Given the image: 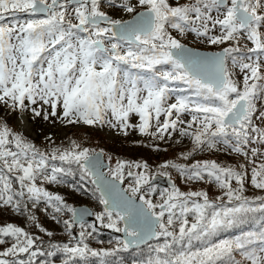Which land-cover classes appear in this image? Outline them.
Wrapping results in <instances>:
<instances>
[{
	"label": "snow or ice",
	"instance_id": "1",
	"mask_svg": "<svg viewBox=\"0 0 264 264\" xmlns=\"http://www.w3.org/2000/svg\"><path fill=\"white\" fill-rule=\"evenodd\" d=\"M103 6V0H0V17L16 13L39 17L0 25V104L23 111L40 103L50 107L52 116L62 108L58 117L62 122L107 125L125 135L129 114L135 113L140 123L133 127L159 139L184 125L179 135L190 138L193 152L215 150L243 156L253 166L252 186L264 190V163L256 164L257 158L264 157V111L258 112L256 104L264 99V0H187L182 4L177 0L175 6L168 0H112L109 6L130 19H113L101 10ZM168 28L181 36L194 34L209 45L228 46L203 54L187 48ZM241 40H246V51ZM229 62L239 68L242 81L233 78ZM162 65L170 70L161 71L157 66ZM129 67L150 75H133ZM171 85H186V89ZM185 90L191 95L168 103L172 92ZM31 111L35 116L42 114L35 107ZM185 113L190 120L182 119ZM48 115L45 112L44 118ZM102 155L75 141L63 150L41 152L6 124L0 125V207L28 214L35 222L28 206L38 209L43 204L45 212L52 210L53 218L65 210L72 214L71 221H63L67 230L77 222L83 228L84 218L91 213L71 208L60 195L37 185L38 179L40 183L61 182L68 169L51 166L48 170L49 160H59L78 165L81 179L91 178L97 185L105 211L96 214V219H106L105 227L124 233L126 239L118 241L123 250L165 238L148 264H237L234 251H241L247 264H264V226L235 240L208 241L219 229L234 226L250 213L264 214V196L249 199L243 195L246 164L239 165L241 171L215 161L165 162L161 169H175L188 181L214 180L222 191L216 200H227L218 204L203 191L184 193L172 185L161 202L154 203L142 194L150 179L141 171L147 170L146 163L118 160L104 173ZM191 155L182 153L181 158ZM125 168L127 176L134 178L128 188L121 187ZM133 168L138 171L134 173ZM189 213L194 214L191 225ZM5 238L12 243L0 250V264H25L9 259L24 253L32 264L39 237L8 224L0 227V245L8 244ZM84 238L82 231L76 246L52 247L69 257H108L121 250H92ZM193 241H202L203 247L191 251ZM176 245L185 250L176 251ZM252 245H259L258 252L251 250Z\"/></svg>",
	"mask_w": 264,
	"mask_h": 264
},
{
	"label": "trees",
	"instance_id": "2",
	"mask_svg": "<svg viewBox=\"0 0 264 264\" xmlns=\"http://www.w3.org/2000/svg\"><path fill=\"white\" fill-rule=\"evenodd\" d=\"M109 1L110 0H108L107 2ZM30 18L34 19L39 17L30 16L24 13H16L10 16L8 15V17L3 18L2 23L5 22V24L6 23L15 24L18 21H24ZM80 35L83 34L81 33ZM157 67L161 71L170 70V66L168 65H162ZM129 72L132 73V71ZM140 72L144 74H148L143 70H141ZM171 87H180L186 89V85H171ZM173 93L175 94L174 95L175 97L181 95H191V92L187 90L183 92L174 91ZM0 125H3L1 121H0ZM7 126L12 132L19 134L22 138H24L31 144L35 145V147L39 149L41 152L50 153L53 148H59L63 150L65 148H69L71 146V143L75 141L77 144L80 145L81 148L90 149V147H92L95 150L97 149L104 150L105 148H107V150H111L113 154H115V151L108 148L107 146L108 144L103 146L102 144L104 142L102 141L99 142L96 139V137H94V135H92L88 131H73L64 141L63 140L61 141L60 139H58V137L52 135L50 136L51 137L50 141L37 143L35 141H31L23 137L14 127L9 125ZM111 148L113 147L111 146ZM161 149L165 151V154H163L162 158L157 159L158 156H152V158H148L147 160L130 158L128 161L147 163L149 167V171L151 173H155L157 170L167 171L168 174L171 177H173L175 187L179 189V191L184 193L190 191H195V192L203 191L208 194V197L211 201L218 204L226 202L227 198L224 197L223 201L216 200L217 196H222V191L217 187L214 180L212 182H208L206 178L205 180L188 181L175 169H161L159 166L165 162H173L181 165H191L196 163L197 161H215L217 164L221 166H225V167L230 166L233 168H237L238 170H241L239 169L240 164L247 165V160L243 156H237L235 154H229L227 152H218L215 150L193 152L192 143L191 145H188L187 148L178 145L167 148H159L157 150H161ZM188 152H192V155L189 156L187 160L182 159L181 154ZM118 157L120 158V156ZM261 163H264V157L257 158L256 164L259 165ZM48 166H49L48 167L49 171L51 169V166L63 167L68 169V174L64 175L62 177L61 182L56 184L59 186L72 188V191H74L75 194L90 196L95 201L94 204L97 207L95 210L98 211L100 214L104 213L101 209V203L99 199L100 196L96 188L93 186L90 178L85 177L84 179H81L82 173L78 165L76 164L68 165L60 162L59 160L56 161L49 160ZM247 167H248V171L245 177L243 195L248 197L249 199H254L257 196H264V190L257 189L253 187L251 184V168L253 166L247 165ZM232 184L233 187H238L235 181H232ZM37 185L45 188L47 191H51L50 188L52 184H47L46 182L40 183V180L38 179ZM80 185H83V188H81ZM13 187L18 188V184L14 183ZM149 188L154 189V191H148ZM168 191H171V189H161V188L149 187L145 185L142 194H144L146 198L152 200L154 203H158L161 202L162 194H166ZM52 194L54 193L52 192ZM61 197L68 206L73 208L74 204L71 197L63 196V195ZM199 202L203 203L202 200H199ZM43 206L44 205L41 204L39 205L38 209H32L31 204H29L28 207L31 213L34 214L36 217L35 222L28 219V214L21 215L20 213L13 211L11 208L0 207V227L11 224L13 226L21 227L22 229H24L34 237L40 238L37 241V249H38L37 255L31 257L32 264H148L149 259L153 258L156 255L154 249L157 246L162 245L164 243L165 238L160 237L159 239L155 238L151 242L143 246H140L138 248H135L133 250H123L122 245L118 243V241H121L119 237L111 235L108 231H105L107 230L108 227H105L102 224L98 225V227H95L94 224L90 222V223H84L83 228H81L80 225V228L85 233L84 242L88 245L90 249L100 251V250H112L116 248H121V250L117 251L114 255L108 257H93L90 254L84 257H79V256L69 257L67 254L63 253L62 251H58L55 248H53L52 245L63 246L65 244H68L69 246H76V244L80 240V237L77 240V238L73 235L72 229L70 231L67 230L66 226L63 223L64 220L71 221V213L65 210L62 214H55L56 217L55 219L57 220L58 229L51 230L47 227V225L44 222V218L47 216L48 213L44 211ZM49 210H50V215L53 216L52 210L51 209ZM210 211L211 210H209V212ZM187 219L189 225H191V223L194 222V214L189 213ZM103 222L107 223V220L105 219ZM37 224L39 225V227L36 226ZM262 226H264V214L260 212L250 213L247 216H245L241 222L235 224L234 226L219 229L215 233V235L208 238V241L215 243L221 240H235L238 237H242L246 233L258 232ZM40 228H43L45 231H41ZM48 232L51 233L50 236L46 234ZM5 239L8 240V244L0 245V250H3V248L10 246V244L12 243L11 238H5ZM202 247H203L202 241H193L191 246V251H195L197 248H202ZM250 248L251 250L258 252L259 245H252L250 246ZM175 250L183 251L185 249L181 245H176ZM49 253L52 254L49 255ZM233 256L237 261V264H247V262L244 261L243 253L241 251H234ZM29 258H30L29 254L24 253V254H20L15 258H9V259H15L16 261L23 260L25 264H28Z\"/></svg>",
	"mask_w": 264,
	"mask_h": 264
},
{
	"label": "rangeland",
	"instance_id": "3",
	"mask_svg": "<svg viewBox=\"0 0 264 264\" xmlns=\"http://www.w3.org/2000/svg\"><path fill=\"white\" fill-rule=\"evenodd\" d=\"M108 0H103L104 6L102 7V11H105L108 13L109 16H111L113 19H130V15L121 12V11H115L112 7L109 5L112 3V0L107 2ZM187 0H179V3H185ZM168 3L172 6H175L177 3V0H168ZM25 14V13H24ZM10 16V14H5L4 16L0 17V25L4 26H10L12 24H8L5 22L2 23V19L5 17ZM8 22V21H6ZM75 22V21H73ZM168 32L174 37L180 40L182 44H184L187 47L204 50V51H211V52H217L221 51L224 47L228 45H209L207 43H203L200 40H198L194 34L187 33L183 36H181L176 30L168 28ZM81 36H86V33H82ZM246 43V40H241V47L244 51H246V48H244V44ZM248 47H251V43L247 42ZM44 57H47V53H44ZM41 63H43V59L41 60ZM46 66V65H45ZM123 67V66H122ZM229 69L233 73V78L237 81H242L243 74L240 73L239 68H232L231 64L229 62ZM128 71H132L133 75L138 76H148V74H144L140 72L139 69H131L130 67L127 68ZM142 87V84L140 85ZM175 94L172 92L170 99L168 100V103L175 102L176 97ZM257 109L259 111H264V99H258L257 102ZM32 107H35L37 110L41 111L40 116H35L34 113L31 111ZM49 113L48 119L44 118V113ZM51 109L48 105H41L40 103H37L36 105H30L27 109L23 111H14L4 104H0V121L3 124L9 125L14 127L23 137H25L28 140L35 141L37 143H43L50 141L52 135L55 137H58L61 141L66 140V138L73 132V131H88L99 142H104L102 145L105 146L108 144V148L115 151V154L111 150H107L105 148L104 150H95L92 147H90V150L96 153H102L103 161L107 165V167L104 169L105 173L108 172L109 166L115 167L116 161H128L130 158H136V159H145L152 158V156H158L157 159L162 158L163 154H165V151L163 149L157 150L159 148H167V147H173V146H183L186 147L188 145H191V140L188 137H181L179 135V128L184 127V125H178V128L175 132H172L171 136L169 137L167 134H165V137L163 139H159L155 136L147 135V134H140L138 131V128H135L133 126L139 125L140 118L135 113H130L128 117V124L129 126L126 128L127 134L125 135L124 132L109 127L107 125H100L96 124L94 126L85 125L83 123L79 124H67L66 122H62L61 119L58 117L62 115V108L57 109V116H52L50 114ZM6 113H12L13 118L7 119ZM16 119H20L23 121V130H21L20 126L17 124ZM182 119L184 120H190L191 117L188 116L186 113L183 115ZM161 120H163V116L161 117ZM153 125L155 124V121H152ZM257 125L260 124V122L256 121ZM151 131H154V127L150 129ZM171 131V130H169ZM113 144V145H112ZM111 146L113 148H111ZM156 147V149H155ZM117 148V150H116ZM89 149V148H88ZM169 150V149H166ZM120 156V158L118 157ZM130 163H139V162H130ZM141 164H144L142 162ZM147 164V163H146ZM148 165V164H147ZM128 169L125 168V180L122 184V188H128L131 183H133V177L127 176ZM132 171L135 173L138 171L137 169L133 168ZM141 171H146L149 175L150 179L155 175H159L160 172H163L162 170H157L155 173H151L149 171V167L147 170L141 169ZM164 176V175H162ZM166 177H170L173 181V177H171L169 174ZM130 178V179H129ZM91 179V178H90ZM49 184V183H47ZM94 186V185H93ZM148 186V185H147ZM51 191H48L50 193H54L55 195H63L68 196L72 198L73 201V208L77 206H86L90 208L93 211L94 217L96 219V214H100L95 209L97 208L94 204V199L91 198L88 195H81V194H75L74 191H72V188L59 186L56 183H52L51 185ZM97 190V189H96ZM130 195V193H129ZM139 195V194H138ZM44 207V206H43ZM102 209V208H101ZM103 211V210H102ZM46 213L47 216L44 218V222L47 225V227L51 230H57V220L53 218V216L50 215V210H48ZM97 226L98 225H105V222H101L100 220H97ZM108 231H114L111 228H107ZM72 232H76L77 236L80 237V233L82 232V229L79 226H73Z\"/></svg>",
	"mask_w": 264,
	"mask_h": 264
},
{
	"label": "water",
	"instance_id": "4",
	"mask_svg": "<svg viewBox=\"0 0 264 264\" xmlns=\"http://www.w3.org/2000/svg\"><path fill=\"white\" fill-rule=\"evenodd\" d=\"M187 47V46H186ZM189 49H192V50H195V51H198L200 53H203V54H214L216 52H211V51H204V50H199V49H194V48H190V47H187ZM220 51V50H219ZM217 51V52H219ZM100 153V152H99ZM101 159V162L102 164L104 165V167L102 168V171L105 173L104 169L107 167V165L104 163L103 161V157L101 156L100 157ZM154 177V178H153ZM151 178V180L149 181V183L147 184L149 187H156V188H161V189H171L172 185H175L174 184V181L170 178V177H166V176H161V175H155ZM93 184V183H92ZM94 187L97 189V185L93 184ZM122 187V185H121ZM99 196H100V192L97 190ZM139 201L137 200V203ZM101 208L103 210V212L105 211V206L103 204H101ZM74 209H76L77 211H81V210H87L89 213H91L90 215L86 216L84 218V222L83 223H90L92 222L94 224V226L96 227L97 226V221L94 217V214H93V211L86 207V206H77V207H74ZM71 219H72V214H71ZM80 223L77 222L76 224H74L73 226H79ZM121 227H123V223H121ZM105 231H108V230H105ZM111 235H114L116 237H119V239L121 241H123L124 239H126L124 233L122 232H116V231H108ZM73 235L77 238V240L79 239V237L77 236V233L74 232ZM155 238L153 239H150V240H146L145 242L139 244V245H134V246H131L129 247L127 250H133L135 248H138L140 246H143L149 242H151L152 240H154Z\"/></svg>",
	"mask_w": 264,
	"mask_h": 264
},
{
	"label": "bare ground",
	"instance_id": "5",
	"mask_svg": "<svg viewBox=\"0 0 264 264\" xmlns=\"http://www.w3.org/2000/svg\"><path fill=\"white\" fill-rule=\"evenodd\" d=\"M6 117H7V119H12V118H13V115H12V113H6ZM16 122H17V124L20 126L21 130L24 131V129H23V127H22V125H23V121L20 120V119H16Z\"/></svg>",
	"mask_w": 264,
	"mask_h": 264
}]
</instances>
